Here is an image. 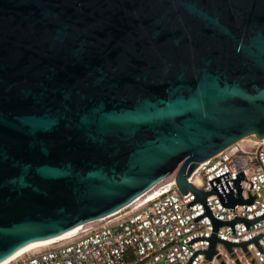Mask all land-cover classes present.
<instances>
[{
	"label": "water",
	"instance_id": "obj_1",
	"mask_svg": "<svg viewBox=\"0 0 264 264\" xmlns=\"http://www.w3.org/2000/svg\"><path fill=\"white\" fill-rule=\"evenodd\" d=\"M248 136L264 139V0H0V263L174 171L204 203L217 190L187 178ZM242 178L226 206L253 201ZM217 243L249 242L213 234L203 264Z\"/></svg>",
	"mask_w": 264,
	"mask_h": 264
},
{
	"label": "built area",
	"instance_id": "obj_2",
	"mask_svg": "<svg viewBox=\"0 0 264 264\" xmlns=\"http://www.w3.org/2000/svg\"><path fill=\"white\" fill-rule=\"evenodd\" d=\"M176 173L120 210L0 264H203L213 234L249 243L246 251L233 247L231 253L217 243V254L207 264H264V139L248 136L198 164L188 183L217 190L204 203L178 189ZM240 176L243 199L253 201L228 207L221 197L236 193ZM211 216L222 222H253L238 220L215 230ZM256 237L258 247L252 242Z\"/></svg>",
	"mask_w": 264,
	"mask_h": 264
},
{
	"label": "bare ground",
	"instance_id": "obj_3",
	"mask_svg": "<svg viewBox=\"0 0 264 264\" xmlns=\"http://www.w3.org/2000/svg\"><path fill=\"white\" fill-rule=\"evenodd\" d=\"M80 228H81V227L76 228V229L71 230V231H69V232H67V233H65V234H63V235H61V236H58V237H55V238H52V239H47V240H43V241H37V242L30 243V244L24 246L23 248H21L20 250H18V251H17L14 255H12L11 257H14V256H16V255H18V254H20V253H22V252H24V251L30 250V249L35 248V247H38V246H45V245H47V244H49V243H51V242H54L56 239H58V238H60V237H62V236H64V235H68V234H70V233H73V232L77 231V230L80 229ZM9 258H10V257H9Z\"/></svg>",
	"mask_w": 264,
	"mask_h": 264
},
{
	"label": "flooded vegetation",
	"instance_id": "obj_4",
	"mask_svg": "<svg viewBox=\"0 0 264 264\" xmlns=\"http://www.w3.org/2000/svg\"><path fill=\"white\" fill-rule=\"evenodd\" d=\"M221 262H222V261H220V262H219V261H217L216 263H217V264H220ZM223 263H224V262H223ZM224 264H225V263H224Z\"/></svg>",
	"mask_w": 264,
	"mask_h": 264
},
{
	"label": "rangeland",
	"instance_id": "obj_5",
	"mask_svg": "<svg viewBox=\"0 0 264 264\" xmlns=\"http://www.w3.org/2000/svg\"><path fill=\"white\" fill-rule=\"evenodd\" d=\"M220 262V261H219ZM215 264H217L216 262H214Z\"/></svg>",
	"mask_w": 264,
	"mask_h": 264
}]
</instances>
